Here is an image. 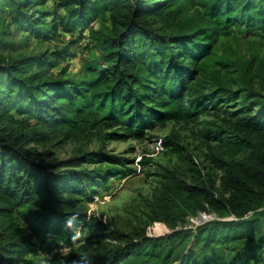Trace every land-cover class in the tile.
Returning a JSON list of instances; mask_svg holds the SVG:
<instances>
[{
    "label": "trees",
    "instance_id": "16d2710c",
    "mask_svg": "<svg viewBox=\"0 0 264 264\" xmlns=\"http://www.w3.org/2000/svg\"><path fill=\"white\" fill-rule=\"evenodd\" d=\"M46 2L0 0V5L10 7L19 29L40 39L58 27L83 33L106 14L111 35L99 40L101 53L86 58L69 78L45 70L59 54L0 53V264H27L29 252H52L61 239L79 241L77 231L103 236L108 225L84 211L82 201L107 178L136 173L122 168L127 159L105 147L49 161L39 144L53 135L141 137L160 121H187L209 104L241 96L245 105L237 118L204 132L207 139L228 134L235 141L230 159L213 156L223 191L201 178L194 184L179 179L175 186L185 203L197 201L220 218L160 236L117 233L124 243L90 264H250L264 247V92L251 83L256 76L264 90V61L254 52L238 63L227 50L234 37L264 29V0H60L64 16L43 25L49 11L35 8ZM157 19H171L185 31L159 32ZM90 33L95 37L93 27ZM234 66L245 77L237 88L224 79ZM114 127L124 132L107 131ZM161 143L182 148L172 136ZM242 150L247 155L237 159ZM42 264L61 263L52 255Z\"/></svg>",
    "mask_w": 264,
    "mask_h": 264
},
{
    "label": "rangeland",
    "instance_id": "374dc122",
    "mask_svg": "<svg viewBox=\"0 0 264 264\" xmlns=\"http://www.w3.org/2000/svg\"><path fill=\"white\" fill-rule=\"evenodd\" d=\"M59 3L60 0H47L45 4L35 8L49 11L43 18V25H52L56 21V15L58 18L64 16V10L57 7ZM194 19V23L199 22L198 18ZM91 27L96 31L95 37L90 33ZM111 27L109 14H106L93 21L83 33L79 30L66 32L58 27L48 38L40 39L19 29L12 21L10 7L2 3L0 40L3 45L0 53L11 58L39 53L48 56L59 54V58H51V63L46 65L45 70L48 71V76L69 78L80 72L86 58L101 53L99 40L111 35ZM154 27L162 33L185 31L172 26L171 19H157ZM231 44L232 47L227 52L238 63H244L254 52L264 61V29H256L246 37L236 36ZM230 69L225 73L224 79L229 81L231 87L237 88L239 81L245 77L239 67ZM251 83L254 90L264 92L256 76H253ZM243 99L241 96L233 101L218 100L215 105L209 104L204 111L187 121H160L151 129L145 130L148 132L141 137L102 139L99 134H88L76 139H66L63 135H53L39 144V149L49 161L81 156L105 147L107 152L127 159L122 168L130 167L136 173L107 178L104 187H98L91 199L82 201L84 211L96 215L108 225L103 236L94 237L86 231H77L76 235L81 237L79 241L66 243L61 239L52 252L40 248L25 255L23 261L27 264H42L52 255H57L61 264L67 263L66 258L77 264L81 256H87L92 262L124 243L117 233L133 238L144 234L160 236L178 229H196L203 223L204 214L208 217L207 221L219 219L216 212L202 210L197 201L185 203L180 192L175 191V186L179 179L194 184L201 178L215 181L218 189L223 191L220 183L222 171L218 169L213 156L221 155L230 159L233 155L230 147L235 141L228 134L221 140L207 139L204 132L207 129H218L224 125L225 120L237 118L239 110L245 105ZM257 109L253 108V112ZM107 131L124 132L119 127ZM166 136L174 137L182 148L162 146L161 139ZM247 153V150H242L235 157L240 159ZM146 159H149V163L143 164ZM233 218L231 215L224 219ZM28 232L26 230L24 233ZM250 264H264V247Z\"/></svg>",
    "mask_w": 264,
    "mask_h": 264
},
{
    "label": "clouds",
    "instance_id": "9594fccd",
    "mask_svg": "<svg viewBox=\"0 0 264 264\" xmlns=\"http://www.w3.org/2000/svg\"><path fill=\"white\" fill-rule=\"evenodd\" d=\"M77 264H90V259L87 256H81Z\"/></svg>",
    "mask_w": 264,
    "mask_h": 264
},
{
    "label": "built area",
    "instance_id": "2783aa9c",
    "mask_svg": "<svg viewBox=\"0 0 264 264\" xmlns=\"http://www.w3.org/2000/svg\"><path fill=\"white\" fill-rule=\"evenodd\" d=\"M202 218H203V222L207 221V219H208V217H207L206 214H204V215L202 216Z\"/></svg>",
    "mask_w": 264,
    "mask_h": 264
}]
</instances>
